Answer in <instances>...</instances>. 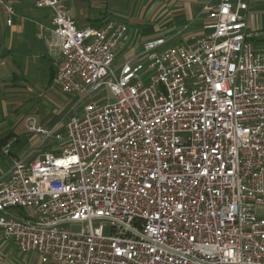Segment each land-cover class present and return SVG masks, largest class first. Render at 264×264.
Masks as SVG:
<instances>
[{"label":"built area","instance_id":"2783aa9c","mask_svg":"<svg viewBox=\"0 0 264 264\" xmlns=\"http://www.w3.org/2000/svg\"><path fill=\"white\" fill-rule=\"evenodd\" d=\"M20 2L49 12L52 85L113 100L27 119L50 149L11 157L3 239L40 264H264V54L245 32L249 0H205L203 36L147 41L118 66L123 22L79 29L63 0H0L5 26Z\"/></svg>","mask_w":264,"mask_h":264},{"label":"crops","instance_id":"0c3cea01","mask_svg":"<svg viewBox=\"0 0 264 264\" xmlns=\"http://www.w3.org/2000/svg\"><path fill=\"white\" fill-rule=\"evenodd\" d=\"M204 2L205 0H63L67 15L75 21L79 29L97 28V25H103L112 18H116L128 26L123 47L116 56V66L120 65L128 56L139 51L143 43L147 41L165 38L169 40L167 42L169 46L187 45L193 38L203 36L207 32L205 27L211 24V21L202 12ZM24 7L25 5L17 3L15 5L17 18L13 25L7 27L1 19L0 27L4 30H13L16 27V22L22 19L20 12ZM30 8L40 13L48 22L50 21L47 10H38L32 4ZM240 13L245 16V32L256 33V36L250 39L254 49L264 54V0H249ZM49 30L51 33L50 22ZM140 41L142 43H139ZM5 63L0 59V69L6 66ZM42 63L46 66V85L52 86V81L48 84L49 67H55V63L53 60L45 58L42 59ZM42 117L39 123L43 125H49L58 118L54 112L45 113ZM23 133L25 135L18 139L13 137L16 139V143L12 147V154L5 155L7 162L0 160V180L5 177L11 157L24 155L28 152H45L44 147L39 146L37 135L29 134L25 130ZM0 153L4 155L1 149ZM10 214L24 217L27 213L24 210L13 209ZM49 263L58 264L50 261L45 264ZM0 264H40V261L36 253L20 254L11 242H6L3 239L0 233Z\"/></svg>","mask_w":264,"mask_h":264},{"label":"rangeland","instance_id":"374dc122","mask_svg":"<svg viewBox=\"0 0 264 264\" xmlns=\"http://www.w3.org/2000/svg\"><path fill=\"white\" fill-rule=\"evenodd\" d=\"M20 3L25 7L20 12L22 19L16 22V27L13 30L0 27V59L6 62V66L0 69V136L12 134L7 142L13 137L18 139L25 135L23 131H26L25 125L29 118L40 121L43 114L54 112L59 119L70 112L80 111L82 104L87 101L101 104L106 100H113L105 89L86 100L78 101L53 85H46V66L42 59L53 60L55 67L59 59L58 52L53 47L50 21L30 8L31 4ZM1 19L5 20L0 12ZM111 20L122 23L116 18ZM49 149L48 146L43 148L44 151ZM0 160L6 161L7 157L0 153ZM24 211L28 213L29 210ZM107 232L108 228L105 226L104 233Z\"/></svg>","mask_w":264,"mask_h":264},{"label":"trees","instance_id":"16d2710c","mask_svg":"<svg viewBox=\"0 0 264 264\" xmlns=\"http://www.w3.org/2000/svg\"><path fill=\"white\" fill-rule=\"evenodd\" d=\"M101 25H97V27H100ZM55 71H56V67H53V66H50L49 67V75H50V78H49V81H48V84H50V82L52 81L53 77H54V74H55ZM12 136V134H7L6 136L0 138V148L1 146H3L7 140ZM16 143V142H15ZM15 144L12 145V147L14 146Z\"/></svg>","mask_w":264,"mask_h":264}]
</instances>
